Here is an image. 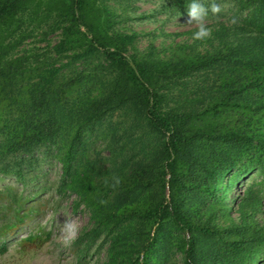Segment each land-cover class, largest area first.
<instances>
[{
  "label": "rangeland",
  "instance_id": "obj_1",
  "mask_svg": "<svg viewBox=\"0 0 264 264\" xmlns=\"http://www.w3.org/2000/svg\"><path fill=\"white\" fill-rule=\"evenodd\" d=\"M172 1L99 0L100 6L109 8L105 28L112 40L110 46H116L118 36H124L126 53L138 60L147 73L155 72L150 82L162 95V107L198 115L193 123L183 125L184 131L190 132L196 126L217 131L223 127L241 130L247 120L243 106L264 102V96L253 97L246 91L233 93L230 88L243 83L245 61L264 60V32L248 25L253 19L248 16L249 9L241 10L234 0H215L222 11L215 16L209 12L211 37L194 41L196 28L187 24L188 14L172 13ZM50 2L42 0L41 9H32L31 14L14 20L13 40L18 44L13 54L20 59L17 64H24L25 70L48 68L53 63L56 68L63 66L58 75L63 82L77 77L88 66L86 73L91 71L95 75L96 85L90 93L109 100V105L116 108L83 130L72 170L65 167L61 157L80 114L79 99L75 96L65 111H59L65 123L51 147L36 145L26 151H13L12 134H0V264L136 263L149 231H157L159 224L139 216L116 224L110 214H132L134 209L170 197V175L166 171L170 158L164 137L148 122L141 91L132 82L120 80L121 76L126 78L121 67L106 63L98 51L88 54L87 60L79 56L90 44L92 35L89 33L85 43L78 40L70 17L63 22L58 10L46 14L44 10ZM203 2L207 5L211 0ZM232 17L238 20L237 24L229 22ZM68 41L75 47L68 45ZM226 76H231L227 79L232 81L230 86L222 81ZM220 102L234 105L222 119H209L208 108ZM229 143L202 139L188 146L181 154L183 166L175 186L186 219L212 229L216 246L225 240H240L247 226L264 228V201L257 208L242 201L248 188L258 190L262 184V164L248 165L239 177V171L234 175L242 164L238 162L226 174L220 182L221 194L232 180L230 176L238 181L225 206L216 200L218 195L211 197L205 186L199 187L200 182L209 183L200 162L240 154L235 143ZM106 177L127 182L126 187L123 184L101 204L102 193L98 192ZM132 178L150 184L130 190ZM218 182L215 180L214 184ZM69 220L79 225V232L70 246H64L59 242L60 229ZM160 227L154 259L149 261L184 264L185 241L190 233L178 230L172 219ZM196 238L204 253L212 250L211 237Z\"/></svg>",
  "mask_w": 264,
  "mask_h": 264
},
{
  "label": "trees",
  "instance_id": "obj_2",
  "mask_svg": "<svg viewBox=\"0 0 264 264\" xmlns=\"http://www.w3.org/2000/svg\"><path fill=\"white\" fill-rule=\"evenodd\" d=\"M41 1L0 0V134L4 131L12 134L11 148L13 151H26L36 145L51 147L56 142L57 136L61 134V129L65 123L64 117L59 114V111H65L75 96L79 99L80 114L69 137L65 154L61 157L65 167L70 169L77 159L75 158V150L78 149L77 146L81 142L83 130L116 107L110 106L109 100L92 96L90 91L96 89L93 82L95 75L91 71L86 73L88 66L82 68L77 77L63 82L59 81L58 77L63 66L56 68L53 63L48 68L25 70L24 64H17L20 59L15 58L13 54V49L18 44V42L14 43L13 40L16 33L12 26L13 22L31 14L32 9H41ZM49 1H51L50 6L44 10L46 14L58 10L64 19L63 22H67L68 17H70V21L74 23L79 34L78 40L85 43V39H89V33L92 35L90 44L84 48L79 56L87 60L88 54L92 55L98 51L106 63L121 67L126 78L121 76L120 80L132 82L133 87L141 91L145 99L144 113L146 118L150 125L164 137V148L170 158V161L166 163V171L170 175V197L150 203L144 208L134 209L132 214H127V212H123L121 215L110 214V218L116 219V224L124 223L134 216L159 224L157 231H149L147 240L141 247L140 259L136 263L131 262L130 264H150V262L162 264L158 261L155 263L149 260L154 259V248L158 242L160 226L171 219L178 230H185L190 233L185 241L184 264H264L263 227L247 226L244 229L243 238L240 240H225L216 246L211 235L212 229L198 226L186 219L175 192L177 190L175 186L178 185L177 175L183 166L181 154L197 140L206 139L209 140V143L230 144L229 142H234L240 151L237 156L215 159L212 162H200L202 169L206 171L209 183L200 182L199 187L205 186V190L210 193L211 197L218 195L214 197L224 206L228 194L238 179L230 176V180L233 178L223 187L222 194L220 193L222 190L220 182L224 180L226 174L235 168L238 162L242 164L235 170L234 175L239 171V177L245 173L248 165L262 164V168H264V102L243 106V113L247 115V120L243 123L241 130L223 127L217 131L216 128L202 129L196 126L193 127L192 131L186 132L185 129L183 130V125L193 123L198 115L176 108L165 110L162 107V95L155 90L150 82V77H153L155 72L147 73V70L142 68L138 60L126 53V39L122 38L124 36H118L116 46H110L112 40L109 38L107 28H105V23L109 20L108 7L100 6L99 0ZM234 1L241 10L249 9L248 16H252L253 19L249 21L248 25L257 28L258 31L262 29L261 32H264V0ZM172 3L174 15L188 14L187 8L191 0H173ZM68 43H70L68 45L75 47L71 41ZM242 68H247L242 77L243 83L236 88H230V90L233 93L246 91L253 94V97L264 96V60L245 61ZM88 76H91L92 79H88ZM230 77L222 79V81L226 80L227 86L231 85L232 81H227ZM19 83H23V85L18 88L17 84ZM82 89H84L83 92ZM233 105L232 102H220L208 108V118L222 119ZM235 125L240 124L236 122ZM214 161H216V166H214ZM5 171L8 172V170ZM215 180L219 181L217 185H215ZM126 182V180H119V183H116V180L113 181L106 177L98 192L99 194L102 193L101 204L110 193L116 191L123 184L126 187ZM261 183L258 190L252 186L248 188L242 197V201L255 208L260 207L264 201V177ZM149 184L150 182L147 180L132 178L128 187L132 190L137 186ZM248 223L249 221L246 224ZM199 235L205 238L211 237L212 250L203 252L202 246L196 238Z\"/></svg>",
  "mask_w": 264,
  "mask_h": 264
},
{
  "label": "clouds",
  "instance_id": "obj_3",
  "mask_svg": "<svg viewBox=\"0 0 264 264\" xmlns=\"http://www.w3.org/2000/svg\"><path fill=\"white\" fill-rule=\"evenodd\" d=\"M221 11V5H218L215 0H211L207 5L203 0H191L187 8L189 17L187 24L196 28V31L192 35L194 41H205L211 37L212 28L208 25L209 12L215 16ZM229 22L235 25L238 23V20L232 17ZM116 183H119L118 179ZM60 232L61 236L59 242L63 243L64 246H70L77 238L79 225L75 221L69 220L61 227Z\"/></svg>",
  "mask_w": 264,
  "mask_h": 264
}]
</instances>
